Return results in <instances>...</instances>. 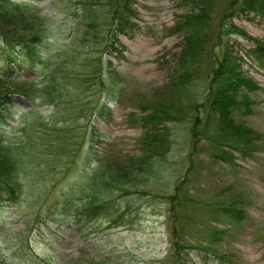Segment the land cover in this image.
Segmentation results:
<instances>
[{
  "label": "rangeland",
  "instance_id": "1",
  "mask_svg": "<svg viewBox=\"0 0 264 264\" xmlns=\"http://www.w3.org/2000/svg\"><path fill=\"white\" fill-rule=\"evenodd\" d=\"M18 1L26 10L46 16L48 24L42 34L45 53L41 59L19 66L7 62L9 48L2 31L8 34L25 27L17 20L0 18V73L16 74L20 90L36 95L13 93L14 113L6 112L8 119L0 127L4 143L14 148L24 168L23 194L16 201L0 202V264H264V67L250 54L255 45L251 38L216 37L224 11L261 39L264 17L238 8L232 0H213L207 46L222 54L227 42L243 73L259 85L248 91L250 110L232 113L235 121L258 132L252 149L247 154L230 150L233 156L217 157L219 152L208 136L194 143L190 116L159 124L163 140H156L149 149L141 142L148 128L141 118L144 106L159 101L169 106L178 101L184 115L191 114L190 105L196 103L199 126H204L207 116L209 130L217 126L202 103L213 63L207 54L196 64L187 85L168 86L183 40V32L173 26L194 4L135 0L137 25L118 30L107 20L121 0ZM89 24L97 32L96 40L83 41ZM108 40L113 43L107 44ZM99 58L109 61L126 79L113 98L106 93L107 79L104 87L95 80L85 91L76 83V78L90 76L92 60ZM57 61L65 67L57 80L66 75L69 93L63 91L56 105L43 104L42 86L48 81L44 72L53 71ZM80 94L106 101L108 116L91 112L85 120L76 117ZM96 131L104 136L87 153L84 140L89 141ZM143 153L150 156L151 169L143 174L141 184H126V190L108 186L112 209L117 212L87 217L60 210L56 201L62 190H80L86 175L93 176L101 162L127 165ZM224 202H235L241 219L222 210ZM213 251L225 255L223 263Z\"/></svg>",
  "mask_w": 264,
  "mask_h": 264
},
{
  "label": "trees",
  "instance_id": "2",
  "mask_svg": "<svg viewBox=\"0 0 264 264\" xmlns=\"http://www.w3.org/2000/svg\"><path fill=\"white\" fill-rule=\"evenodd\" d=\"M181 1L192 3L195 6L193 9L183 13L175 23L174 30H180L184 34L182 46L178 53L176 73L169 81L168 86L170 88H181L187 85L193 74L197 71L196 64H198L202 56L207 54L213 60V63L208 74V88L202 103L204 107L207 106L209 108L210 113L216 118L217 126L214 131L209 130L208 122L210 116L206 117L203 127L199 126V115L194 113L196 103L190 105L191 114L184 115L183 104L178 103V101L175 100L171 106H169L170 103L159 101L152 105L145 104L146 109H149V111L142 115L141 118L143 123L149 127L141 138V142L145 149H149L156 140H163L164 133L161 131L163 125L159 127V124L172 120H183L185 116H190L192 119L194 143L199 137L204 135L208 136L209 139L211 138V143H220L221 151L224 154L233 156L232 151L229 149H235L242 154H247L252 149L258 132L243 122L235 121L232 113L235 109L250 110L251 99L247 91L258 88V84L253 78L243 74L237 58L232 55L227 47H224L222 54H216L212 51L211 47L207 46L213 0ZM133 2L134 0H122L121 4L114 8L110 22L117 29L122 30L128 25H136V22L132 19L134 13ZM231 3H236L241 9L258 11L264 16V0H232ZM92 12H94V9H92ZM220 17L216 34L217 39L230 33H237L246 38L251 37L249 33L231 20V16L226 11ZM0 18L2 20H17L20 23L22 22L23 27H25L8 34L2 31L3 39L9 47L7 61L18 65L20 62L33 65L42 53L39 44L43 40L42 34L45 33L47 28L48 18L38 13L37 10H26L16 0H0ZM90 25L93 24L88 25L86 34L83 33L84 36L94 34L95 30ZM253 39L255 46L251 49V53L258 63L264 66V40L257 37ZM92 66L91 72H93V75L91 77L76 78L79 89H83L85 82L92 77L101 81L107 79L110 82V84H107V88L109 89L108 94L113 98L118 91L119 85L126 79L109 62L103 61L101 63V61L97 60L92 63ZM62 69L63 65L58 63V65L54 66V71L45 73V79H48V81L42 86V90L45 92L43 103H53L56 105L57 100L64 97L63 91L69 93L66 85V75L60 76V81L57 80V77L62 73ZM104 73L106 74L104 75L105 78H100ZM0 83L3 85V87L0 86L1 125L3 119H8L5 114L6 112L9 115L14 113L13 93L21 92L32 98L36 95L20 90L12 74L0 73ZM10 84H14V86ZM244 88L245 90H243ZM85 97L81 94L76 96V117L81 116L85 120V116L91 112H97L102 118L108 116L110 107L106 102L100 99H84ZM80 125H84L87 131L91 128L83 122ZM77 126L78 124H76ZM209 132H212V134ZM2 134L3 131L0 130V202L16 200L24 191L23 177L21 175L24 168L21 166L19 158L14 154V148L10 144L4 143ZM78 134L76 131V136ZM94 134V137H90L89 141L83 135L84 141H86L85 149L87 147V153L93 152V142L97 138L104 136L99 131H96ZM50 141L53 143L55 138L51 136ZM223 146L226 147L223 148ZM149 164H151L150 156L145 153L134 156L127 165L116 161L101 162L96 167L97 171L96 173L94 172L93 176L88 177L86 175L85 184L79 188L80 190L73 187L62 190L56 203L66 214L81 212L90 217L117 212L118 209H112L110 196L108 195V186L126 190V184L135 186L141 184L143 174L149 168L151 169ZM232 204L230 203L223 208L235 216L238 210L231 207ZM90 264L95 263L93 261Z\"/></svg>",
  "mask_w": 264,
  "mask_h": 264
}]
</instances>
